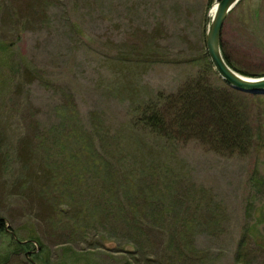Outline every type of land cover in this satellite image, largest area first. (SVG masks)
<instances>
[{"label":"rangeland","instance_id":"obj_1","mask_svg":"<svg viewBox=\"0 0 264 264\" xmlns=\"http://www.w3.org/2000/svg\"><path fill=\"white\" fill-rule=\"evenodd\" d=\"M215 2L0 0V264H264V96L235 97L258 135L245 156L131 124L200 69ZM222 40L263 73L264 0Z\"/></svg>","mask_w":264,"mask_h":264},{"label":"trees","instance_id":"obj_2","mask_svg":"<svg viewBox=\"0 0 264 264\" xmlns=\"http://www.w3.org/2000/svg\"><path fill=\"white\" fill-rule=\"evenodd\" d=\"M257 19L254 17L255 21ZM221 45L224 58L233 69L246 76H264V72L256 75L240 70L228 58L223 40ZM192 62L200 63V69L177 88L176 92H161L133 111V123H131L133 132L142 133L145 140L148 136L154 137L153 143L161 141L178 146L185 142H194L219 155L249 154L253 150L254 138H258L260 131L261 134L264 131L262 125L264 112H261L256 119V127L259 131L257 135L243 108L237 101L234 102L240 92L224 83L214 71L206 46L199 61ZM257 106L264 110V103ZM146 202L150 204V200ZM3 229H5L3 219H0V233ZM10 234L20 249L38 245L34 233L23 242L11 232ZM14 252L20 253L17 249H14ZM34 252L36 254L39 251L35 248ZM85 262L96 264L90 263L92 261L89 259H85Z\"/></svg>","mask_w":264,"mask_h":264},{"label":"water","instance_id":"obj_3","mask_svg":"<svg viewBox=\"0 0 264 264\" xmlns=\"http://www.w3.org/2000/svg\"><path fill=\"white\" fill-rule=\"evenodd\" d=\"M207 16L205 46L214 71L232 89L252 96H264V76H246L233 69L222 52L225 23L243 0H215Z\"/></svg>","mask_w":264,"mask_h":264}]
</instances>
